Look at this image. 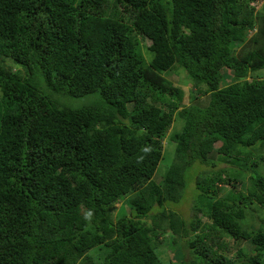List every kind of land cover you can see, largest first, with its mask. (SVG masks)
I'll return each instance as SVG.
<instances>
[{"label": "trees", "instance_id": "trees-1", "mask_svg": "<svg viewBox=\"0 0 264 264\" xmlns=\"http://www.w3.org/2000/svg\"><path fill=\"white\" fill-rule=\"evenodd\" d=\"M254 1L0 0V264H165L167 230L189 251L181 264H264V175L219 196L238 181L214 169L264 162ZM176 67L195 94L166 77ZM195 161L213 169L199 170L187 221ZM230 239L251 247L228 257Z\"/></svg>", "mask_w": 264, "mask_h": 264}, {"label": "rangeland", "instance_id": "rangeland-1", "mask_svg": "<svg viewBox=\"0 0 264 264\" xmlns=\"http://www.w3.org/2000/svg\"><path fill=\"white\" fill-rule=\"evenodd\" d=\"M258 1V0H257ZM257 1H254V6L255 12L258 11L260 8V5L263 6L264 2L260 1L257 3ZM257 3V4H256ZM143 44L146 45L148 44L147 40H143ZM145 57L148 59L149 55H147L146 52H144ZM166 77L171 80L174 84L180 86L184 91H190L191 93L195 94V88L191 86L190 80L187 78V73L183 68H173L172 70H169L165 72ZM223 73L227 75V77L224 79V81L229 83L231 81V75L232 73L229 72L228 70L223 69ZM257 76L260 78H264V69H261L257 71ZM247 79H251L250 77ZM62 100V99H61ZM97 100L95 95H87L84 97H79V98H68L67 100L64 99V101H67L68 103H71L73 106H79V105H84L88 103H93ZM208 100L207 95H199V98L194 100V103H198L199 105H204L206 104V101ZM191 103V101H188ZM177 128L179 127L178 124L174 123ZM164 150H163V156L162 159L159 162V165L157 167L155 178L160 179V177L164 174L165 170L169 167L172 158H173V153H174V147L175 143L173 141L166 139L164 142ZM220 142H216L215 146H219ZM254 160V159H253ZM216 161H218L220 164H218L214 169L218 170L220 168H226V172L229 175H233L234 177L237 178V183L236 187L232 188L230 186H225L224 188L222 187V190L218 192L219 196H225L227 192L229 193L230 190L237 192L239 190L246 191V186L248 185V179L250 176H254L257 174H263L264 175V162H260L258 166H253L251 165V162H248V165H231L224 160H221L219 158H216ZM201 166H203L201 168ZM206 171V172H211L213 169L212 167L205 166V164H201L200 161H195L192 163L190 166V170L186 173L185 175V181H186V192L189 191V197L187 200L183 201L180 206L177 207V210L179 213H181L182 217L186 219L187 221H190L192 219V206L194 205V199L193 197L196 196L197 194V189L195 188V179L198 173H200L199 170ZM160 176V177H159ZM240 180V181H239ZM259 215H256L257 218L253 220L252 227L254 229L259 227L260 224V217L263 216V214L258 211L257 212ZM256 213V214H257ZM115 215L118 214V210L114 212ZM207 220L205 216H202V221ZM172 234L170 231H165L160 233L159 235V240L160 243L158 244L156 248V252L162 259V261L165 264H181L182 257L181 253L184 252L186 257L189 256V251L186 248L185 244H181L179 242L177 243H172ZM230 246H229V251H228V257H232V254L236 251L238 247H243L246 249H249L251 247V244L248 241H241V242H233L231 239L229 240ZM181 247V249H180ZM91 254L94 256L95 259H98L100 256V250L97 248H94L91 250Z\"/></svg>", "mask_w": 264, "mask_h": 264}]
</instances>
